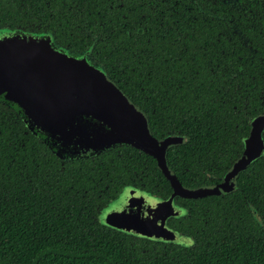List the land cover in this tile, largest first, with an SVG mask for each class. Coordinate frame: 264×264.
Here are the masks:
<instances>
[{"label":"trees","instance_id":"16d2710c","mask_svg":"<svg viewBox=\"0 0 264 264\" xmlns=\"http://www.w3.org/2000/svg\"><path fill=\"white\" fill-rule=\"evenodd\" d=\"M3 29L102 70L154 139H175L167 164L187 189L221 182L264 116V0H0ZM125 187L172 194L151 156L61 159L0 101V264H264V155L228 195L174 199L184 214L166 226L185 246L102 225Z\"/></svg>","mask_w":264,"mask_h":264},{"label":"water","instance_id":"95a60500","mask_svg":"<svg viewBox=\"0 0 264 264\" xmlns=\"http://www.w3.org/2000/svg\"><path fill=\"white\" fill-rule=\"evenodd\" d=\"M0 101L16 108L29 130L61 159L94 156L120 145L154 158L170 183V197L159 199L125 187L99 218L111 229L152 241L189 244L186 237L166 226L168 218L184 214L174 199L228 195L240 172L263 153L264 116H259L243 141L242 155L221 182L185 188L167 164L166 154L175 139H154L144 115L129 104L102 70L55 47L47 34L0 30Z\"/></svg>","mask_w":264,"mask_h":264},{"label":"flooded vegetation","instance_id":"af4514ba","mask_svg":"<svg viewBox=\"0 0 264 264\" xmlns=\"http://www.w3.org/2000/svg\"><path fill=\"white\" fill-rule=\"evenodd\" d=\"M252 121H253V120H252ZM252 121H251V123H252ZM250 126H251V124H250ZM249 132H250V130H249ZM249 132H248V134H249ZM263 134H264V131H263V133H262V135H261V141H262V146H263V153H262V155H260V157H258L256 160H258L259 158H261V157L264 155V138H263ZM242 152H243V151H242ZM241 155H242V154H241ZM253 162H254V161H253ZM253 162H252V163H253ZM252 163H251V164H252ZM251 164H250V165H251ZM250 165H248L247 168H248ZM247 168H246V169H247ZM246 169H245V170H246ZM245 170H244V171H245ZM242 172H243V171H242ZM240 173H241V172H240ZM238 176H239V175H238ZM238 176H237V177H238ZM235 186H236V185H235ZM234 190H235V188H234ZM234 190H233V191H234ZM233 191H232V192H233Z\"/></svg>","mask_w":264,"mask_h":264},{"label":"rangeland","instance_id":"374dc122","mask_svg":"<svg viewBox=\"0 0 264 264\" xmlns=\"http://www.w3.org/2000/svg\"><path fill=\"white\" fill-rule=\"evenodd\" d=\"M84 59H85V57H83ZM89 61L87 60V63H88ZM89 64L91 65V63L89 62ZM93 66V65H92Z\"/></svg>","mask_w":264,"mask_h":264}]
</instances>
